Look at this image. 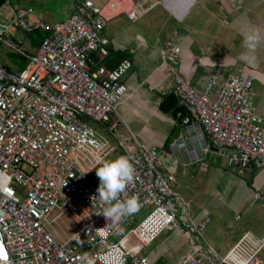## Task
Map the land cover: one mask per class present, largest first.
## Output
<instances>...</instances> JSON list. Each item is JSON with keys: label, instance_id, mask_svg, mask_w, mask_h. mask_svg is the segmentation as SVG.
<instances>
[{"label": "built area", "instance_id": "1", "mask_svg": "<svg viewBox=\"0 0 264 264\" xmlns=\"http://www.w3.org/2000/svg\"><path fill=\"white\" fill-rule=\"evenodd\" d=\"M157 3L107 0L98 6L77 0L71 15L50 22L28 21L31 7L9 1L0 7V44L26 58L21 69L0 63V247L5 253L0 264H81L85 252L94 264H165L150 261L142 251L172 225L190 242L170 264H264V236L251 231L218 258L202 238L209 218L186 219L189 207L178 193L176 176L180 158L199 162L211 147L240 170L264 168V110L258 114L252 99L256 77L240 70L225 74L216 66L199 92L179 70L181 46L172 40L163 44L160 55L174 82L172 92L185 109L176 113L179 135L168 148L119 141L135 168L134 181L120 198L137 196V213L148 205L151 209L136 225L137 213L115 227L100 213L106 205L89 174L111 147L90 122L110 121L127 92L131 61L110 69L95 60L109 54L103 35L109 21L120 15L136 21ZM12 26L46 34L29 53L14 42ZM261 198L252 192L253 202ZM53 211L57 215L51 219ZM63 215L74 231L56 238L48 228Z\"/></svg>", "mask_w": 264, "mask_h": 264}, {"label": "crops", "instance_id": "2", "mask_svg": "<svg viewBox=\"0 0 264 264\" xmlns=\"http://www.w3.org/2000/svg\"><path fill=\"white\" fill-rule=\"evenodd\" d=\"M6 1L18 5L14 0ZM233 1L159 0V3L136 21H130L125 15L109 21L103 31L109 47V57H105L102 63L110 69L117 67L118 60L113 57V53L118 52L121 56L126 54L123 60H130L131 67L125 76L126 94L109 122L102 125L95 123L97 133L109 144L110 140L107 136H112L110 139H114V145L118 146L119 141L124 145H130L137 140L147 146L168 148L165 147V141L171 129L178 126L180 132L181 125L176 115L162 112L159 107L163 97L172 91L174 85L160 55V48L167 40H172L174 44L181 46L179 70L190 77L199 92L205 88L216 66H219L225 74L239 70L254 74L256 80L252 99L256 112L262 113L264 110V0H243L238 7L233 6ZM70 2L68 15L74 12L77 0ZM148 2L153 3L149 0ZM23 6L33 9L29 4ZM34 13L33 9L31 15L34 16ZM43 13L35 15L37 20L44 18L50 22L51 20H47ZM225 17L228 20L227 24L223 23ZM248 27L259 28L262 37L253 63L241 59L242 53L246 51L242 33ZM163 32L167 33L165 40L160 39ZM27 42L29 44L23 48L29 53L34 52L36 46L30 43L29 38ZM11 54V51L0 44V63L7 68L17 66L11 61ZM214 91L215 89L211 97H214ZM112 123H116V130L110 128ZM110 146L113 151L114 147L111 144ZM121 149L126 153L123 148ZM179 163H182L180 167H178ZM178 165L176 172L178 189L185 186L191 190L189 182L192 181L197 184L195 187L197 194L205 193L208 189L217 191L219 187L220 189L238 188L235 197L231 200L229 211L234 213V218L237 219L240 217L239 208L245 205L243 213L254 217V225L247 231H253L257 235L264 234V168L250 167L240 170L233 165L226 154L214 147L206 152L201 161L191 163L180 158ZM91 178L94 182L98 179L96 173L94 178L91 174ZM254 191L260 192L262 198L253 202L251 194ZM157 246L155 254L147 256L150 261L170 259L168 256L170 244L161 246L159 243ZM176 260L177 258L169 261L173 263Z\"/></svg>", "mask_w": 264, "mask_h": 264}, {"label": "rangeland", "instance_id": "3", "mask_svg": "<svg viewBox=\"0 0 264 264\" xmlns=\"http://www.w3.org/2000/svg\"><path fill=\"white\" fill-rule=\"evenodd\" d=\"M14 1L19 6L29 4L33 7L35 15L39 14L40 12H45L43 13V16L47 20L51 21H60L66 19L69 16L67 10L71 3V0ZM93 1L96 5L102 6L107 0ZM149 1L154 3L157 0ZM35 15H30L27 20H37V17ZM1 18L3 17L1 16ZM41 19L45 20L44 18ZM157 28L159 29L160 26H158ZM10 32L11 34L15 35L16 39H14V42L16 44L21 47H27V45L29 44L27 42V39L29 37L21 29L17 28L16 26H12L10 28ZM166 34V32H163L160 35V39L165 40ZM90 124L91 126L96 128V124L94 122H90ZM111 137L107 136V138L110 140V144L114 147V149L105 157L104 160H115L119 156H126L118 145H114V139H110ZM78 154L83 157L81 153ZM87 160L89 162L91 161V158H88ZM181 165L182 163H179L178 167H180ZM234 169L238 170L235 167ZM27 170L29 169L27 168ZM94 173H96V170L94 171ZM94 173H91L93 178ZM94 183L99 185L98 179ZM189 185L191 187V190H188V187L186 188L185 186H183L182 189H178V193L183 197L189 207V215L186 219H189L193 222H198L201 219L209 218V222L206 224L202 232V238H204V240L212 247L215 255L218 258H222L236 243V241L242 236V234L254 225V217L251 214L246 215L245 213H243L242 210L244 209L245 205L239 208L238 212H240V217L237 219L234 218L235 214L229 211L231 207L230 205H232L231 200L233 197H235L238 188L220 189L219 187L217 191H211L210 189H208V191H206L205 193L197 194L195 189L197 184H194V182L192 181L189 182ZM15 188L20 190V187H18L17 185H15ZM150 209L151 205L145 206L142 208L141 212L134 215V225H136L140 220H142V218L150 211ZM56 215L57 212L53 211L50 215V218L53 219L54 217H56ZM48 229L56 238L57 234L65 238L74 231L73 223L65 215H63L61 218L56 219V222H54L53 229ZM251 232L255 236H264V234L257 235L253 231ZM112 238H114L113 240L116 241L117 236L114 235V237ZM189 242L190 239L184 234V232L180 228H177L172 225L169 230L163 231L149 246L144 248L142 254H144L145 256H151L152 254H155L154 252H156L158 248L157 245L159 243L161 244V246L170 244L168 250V256L170 259L166 258L167 261H163L165 264H169V260H174L176 258L178 259L181 253L188 248Z\"/></svg>", "mask_w": 264, "mask_h": 264}, {"label": "clouds", "instance_id": "4", "mask_svg": "<svg viewBox=\"0 0 264 264\" xmlns=\"http://www.w3.org/2000/svg\"><path fill=\"white\" fill-rule=\"evenodd\" d=\"M242 35L246 51L242 53L241 59L247 63H253L256 60L255 52L257 46L262 38L261 31L257 27H248ZM111 151L112 148H108V154ZM99 166L100 167L97 166L98 168H96V176L99 179V186L97 189L98 198L106 205L100 213H102L108 221H111L112 225L115 227L126 217L139 211L140 202L137 196L133 195L127 199L120 198L122 194L125 193L128 185L133 183L135 168L130 158L124 155L119 156L115 160H102ZM78 242L82 245V241ZM81 264H94L93 259L87 252L83 254Z\"/></svg>", "mask_w": 264, "mask_h": 264}, {"label": "trees", "instance_id": "5", "mask_svg": "<svg viewBox=\"0 0 264 264\" xmlns=\"http://www.w3.org/2000/svg\"><path fill=\"white\" fill-rule=\"evenodd\" d=\"M6 0H0V6L2 4L5 3ZM28 37H29V40H30V43L32 45H35L37 46L39 44V42L41 41V39L45 36L46 32L45 31H42V30H35L33 32H30V33H27V32H24ZM12 58H11V61L13 63H16V67L15 68H23L25 66V63H26V58L25 57H22L16 53H12L11 54ZM109 57V56H108ZM113 57L116 58L118 60V64L124 59L126 58V54L125 56H121L118 52H114L113 53ZM95 60V63L96 64H99V63H102L103 60ZM4 65V64H3ZM160 110L162 112H168V113H171L173 116L176 115V113L180 110L182 112H185L184 110V107L180 105L179 103V100L178 98L173 94L172 91H169V93H167L162 101L160 102ZM179 120V118L177 119ZM179 134V128L178 126H175L171 129L166 141H165V147H168L169 143L171 142V140L173 138H175L177 135ZM91 181L94 182V180L91 178Z\"/></svg>", "mask_w": 264, "mask_h": 264}, {"label": "snow or ice", "instance_id": "6", "mask_svg": "<svg viewBox=\"0 0 264 264\" xmlns=\"http://www.w3.org/2000/svg\"><path fill=\"white\" fill-rule=\"evenodd\" d=\"M5 258V253L2 247H0V259H4Z\"/></svg>", "mask_w": 264, "mask_h": 264}]
</instances>
